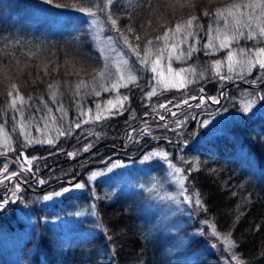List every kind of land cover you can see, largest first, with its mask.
Segmentation results:
<instances>
[{"label":"trees","instance_id":"trees-1","mask_svg":"<svg viewBox=\"0 0 264 264\" xmlns=\"http://www.w3.org/2000/svg\"><path fill=\"white\" fill-rule=\"evenodd\" d=\"M231 2L234 0H198L191 10L194 14H199ZM55 4L61 6L57 8ZM164 4L166 0L158 4L156 11L152 13L151 28L142 27L148 19L146 6L135 2L129 4L128 0H125L123 5L117 3L113 8L118 16H133L141 40L144 41L146 38L155 39V36L162 32L161 22H167L170 15L181 17L187 11V8L179 5L169 11ZM79 7L78 0H53L52 4L46 3L45 0H0V66L4 67V71H0V114L3 111L8 112L7 130L13 136L17 149L16 152L9 153L7 158L0 157V162L5 159L11 161L22 150L29 157L41 158L34 162V172L38 178L45 179L47 185H52L53 190L67 187L71 183L85 184V188L71 192L42 208L38 206V198L49 188L43 192H33L23 187L24 190L20 193L22 198L15 203L10 201L3 207L0 211V226L15 230L25 225L20 219L19 209L20 205L27 203L31 210L26 215L37 221L39 229V232L33 231L13 246L18 260V263L13 264H182L178 254H168V237L149 222L153 218L147 220L139 215L130 185L132 180L118 175L107 181H97L92 187L87 178L89 172L94 169L108 167L114 161L128 163L149 149H154L157 144L161 146L160 149L169 152L170 159L176 166L186 170L190 192L194 188L196 192L201 193V199L208 209L206 213L202 212L203 216L216 224L221 235L229 231L232 233L233 240L238 244L234 251L240 255L244 264H264V112H258L219 136L198 142L197 127L204 115L198 114L201 112L200 108H188L187 105L179 109L173 108V111L178 113L191 112L197 116L195 121L185 117L187 127L178 131L172 130L171 122L179 119V116L173 117L166 110H160V113L166 112L163 114L166 119L160 121L153 119L151 110V104L158 101L166 102L172 99L173 103H176L182 97L196 94L193 90L201 85L205 89L203 94L207 97L216 96L224 87V83H233L225 92L227 96H235L239 90H245L249 96H254L261 92L258 88L247 87L238 81H201L188 89H169L153 97L151 102L145 101L143 105L139 90L133 89L131 110L135 113V119L126 111L122 116L110 117L98 124H82L80 129L75 130L71 139L61 137L55 147L44 144L21 149L20 144L15 143L18 133L10 131L12 112L8 110L7 96L11 83H18L20 91L26 97H33L30 102L33 107L25 109L26 118L30 113L37 117L41 114L35 112L36 108L41 107L37 102L39 97H44L45 101L49 100L46 83L41 82L42 80L48 83L59 81L62 92L68 88L69 83L74 85L79 79H85L91 87H98L92 81L98 50L91 38L87 18L75 13ZM141 8L144 10L141 11ZM54 13H63L65 17ZM69 13L71 14L68 15ZM160 16L164 17L163 21H160ZM100 18L104 21L106 36H114V32L108 31L106 18L102 14ZM125 22L121 20V25ZM200 22L205 30L213 25L211 17L201 16ZM241 44L252 47V43L248 41H241ZM226 52L227 50H224L211 57L201 52L195 64L223 58ZM84 57H90L84 60V65L91 71L80 73L79 65ZM73 60L76 61L75 68L70 63ZM47 63H50V75L44 77L40 68ZM188 65H192V61H189ZM173 66L187 65L177 62ZM257 72V69L253 70L252 75L246 79L252 80ZM262 89L263 93L264 86ZM121 92L127 90L122 89ZM112 95L113 93L104 92L100 97L89 95L83 102L94 110L97 102L103 104L113 97ZM61 98L68 110L69 119L75 118L77 101L71 97V92ZM190 103L195 105L200 101ZM205 107L207 112L215 113L221 105L209 102ZM145 121L151 130L153 128L154 136L167 139L153 141L144 136L139 143L127 139V133L131 131L129 125L139 129L145 125ZM165 123H168V128L160 127ZM32 131L33 135H37L35 129ZM89 131L98 132L99 137L95 134L88 135ZM76 135L80 137L79 144L76 142ZM169 140L174 143H169ZM90 141L94 142V147L89 152H80L75 158L67 156V152L82 148ZM195 166L199 167V171H189ZM16 168V165L10 164L9 171ZM131 173L136 175L134 171ZM26 175L28 180L33 178L31 173ZM16 179L19 177L14 178L12 183ZM33 181L29 185L31 188L39 185L35 183V179ZM5 195L7 193L3 186H0V197ZM92 210L97 215V229L94 228L92 234L85 235L84 239L76 237L79 233L86 232L90 223L89 219H79L65 232L66 235H76L69 241L77 242L76 245L68 244L65 249L60 250L57 238L59 233L55 234L47 222L81 216L86 212L89 214ZM152 233L157 234L156 237ZM109 236L111 239H108ZM151 241L153 243H150ZM201 242L200 239L191 241V251L198 249L202 245ZM220 260L218 255L209 253L194 264H219ZM0 264L7 263L0 260Z\"/></svg>","mask_w":264,"mask_h":264},{"label":"snow or ice","instance_id":"snow-or-ice-1","mask_svg":"<svg viewBox=\"0 0 264 264\" xmlns=\"http://www.w3.org/2000/svg\"><path fill=\"white\" fill-rule=\"evenodd\" d=\"M45 2L52 4L53 0H45ZM78 2L80 3L78 11L91 18L89 26L93 29V39L98 50V58L94 62L96 70L92 75V81L98 87H91L85 79H79L74 85L69 83L68 88L62 92L59 81L48 83L42 80L41 82L46 83L49 100L45 101L44 97H39L37 102L40 103L41 107L36 108L35 112L41 114L37 117L30 113L26 118L25 109L26 107H33L30 103L33 97H26L20 91L18 83H11L10 90L7 92L8 110L12 112L10 131L11 133H18L15 143H19L21 149L31 145L44 144L55 147L59 138L71 139L75 135V130L80 129L82 124H98L110 117L122 116L126 111L135 119V113L131 110L133 89L139 90L140 101L143 105L145 101L151 102L153 97H157L158 94H163L169 89H188L189 85L201 81L241 80L247 84H264V0H234V2L223 7H218L212 11H202L199 14H194L191 8H187L183 16L174 17L170 15L167 22H161L162 32L156 35L155 39L146 38L144 41L141 40V34L134 23L133 16L127 14L118 16L113 8L117 3L123 5L125 0H78ZM134 2L146 6L148 19L142 27L151 28L152 13L156 11L158 4L163 3V0H128L129 4ZM54 6L59 8L61 5L55 4ZM164 7L170 6L164 4ZM143 10L144 8H141V11ZM124 11L127 13L126 8ZM101 14L106 18L109 25L108 31L114 32V36L109 35L107 38H102L104 21L100 18ZM201 16L211 17L213 20V25L207 30L200 22ZM121 20L126 22L121 25ZM163 20L164 17L160 16V21ZM241 41L251 42L252 47L242 45ZM224 50L227 52L223 58H217L199 65L195 64V61L199 60V53L201 52L205 56L211 57L217 56L219 52ZM88 59L90 57H84L81 60L80 73L91 71L84 65V60ZM173 61L187 66L174 68ZM189 61H192V65H188ZM70 63L74 68L76 67V61L73 60ZM257 67L260 71L257 72L256 77L247 80L246 76H251L252 71ZM40 71L44 77L49 76L50 63L44 64ZM142 73H151V75L145 81L142 78ZM74 74L76 73L74 72ZM122 89L127 90V92L122 93ZM204 91L205 89L201 85L198 89L193 90L196 94L182 97V102L178 100L173 103L172 99H168L166 102L158 101L151 104L153 119L164 121L166 118L160 114V110H166L171 116L180 117L171 122L172 130L183 129L187 123L185 117L195 121L197 116L191 112L178 113L173 111V108L179 109L183 105H187L188 108H200L201 111L207 112L208 109L205 105L209 102L219 105L226 95L224 91H220L216 96H209L205 99ZM69 92H71V97L77 101L75 104L76 116L73 119H69L68 110L64 107L62 100L58 99V97L67 95ZM102 92L115 93V97L107 99L103 104L96 103L94 105L95 110L84 104V98L89 95L100 97ZM193 100H198L200 103L193 105L190 103ZM257 101H264V95L256 93L255 99L248 100L243 111L249 112ZM210 122L209 120H199L201 127H207ZM7 126L8 112L3 111L0 114V157L5 158L8 157L9 153L17 151L13 136L9 134ZM168 126V123L160 125L163 128H168ZM129 127L131 131L127 133V139L136 143H139L144 136H148L153 141L167 139V137L154 136L147 121L142 128L137 129L131 125ZM33 128L38 135L32 134ZM134 133L135 135H133ZM93 134L99 137L98 132H88V135ZM76 142L77 144L80 143L79 135H76ZM179 142L183 143L182 141ZM169 143H174V141L169 140ZM93 147L94 142L90 141L84 144L82 148L67 152V156L75 158L80 152H89ZM156 148L160 149L161 146L157 144ZM60 150L63 151V148ZM153 157H162L164 161H168L169 152L150 151L143 156V160L147 161ZM38 159L41 158L37 156L29 158L21 150L11 161L5 159L0 162V186H3L7 193V195L0 197V208H3L10 201L14 202L22 198L20 196L24 190L22 185L28 183L26 173H31L37 184L43 185L47 182L45 179L36 177V172H33L31 168L33 161ZM181 159L184 158L181 157ZM105 163L107 164V161ZM10 164L16 165L17 168L10 172ZM121 166L114 161L106 168V171L112 172L114 168ZM168 167L179 176L178 183L182 189L181 195H184L189 191L185 187V181L189 180V175L185 174L184 168L178 167L174 163H169ZM191 170L199 171V167L195 166L189 171ZM212 171L214 172L215 169ZM102 174L103 172L93 173L88 179L95 180L98 175ZM17 177L19 179L12 183ZM6 181L10 183H6ZM74 187L83 189L85 184L76 183ZM69 191H71L69 188H64L63 191H54L50 195H44L43 200H52L54 196L60 197ZM184 199L199 211L205 213L208 211L201 199V193L196 192L194 188L190 195H184ZM204 223L211 229L212 236L226 245V251L230 254V261H235V264H244L240 255L234 251L238 244L233 240L232 233L229 231L227 234L221 235L217 231L215 223L207 219L204 220ZM108 239H111V236ZM211 246L215 248L216 244Z\"/></svg>","mask_w":264,"mask_h":264},{"label":"rangeland","instance_id":"rangeland-1","mask_svg":"<svg viewBox=\"0 0 264 264\" xmlns=\"http://www.w3.org/2000/svg\"><path fill=\"white\" fill-rule=\"evenodd\" d=\"M75 13L82 14L87 18L88 29L96 47V42L93 39V29L89 26V20L91 18L88 17L85 13L79 11H76ZM54 14L65 17L63 13ZM70 14L71 13H69L68 15ZM107 26L109 27L108 24ZM105 30L106 29L104 27V32ZM104 32L102 34V38H107ZM175 63L177 62L173 61V64ZM173 67L179 68L175 66ZM256 69L260 71L258 67ZM149 74L151 75V73H142V77L145 81L148 79ZM236 81H238L239 84H244L247 87L258 88L261 90V92L257 93H259L260 95H264V92L262 93L264 84H247L243 81L242 83H240L241 80ZM230 84L233 83H224V87L220 91L226 92ZM193 85L196 84L189 85V87H192ZM203 95L205 99L208 98L205 94ZM112 96L113 97H111L110 99H113L115 97V93H113ZM58 99L61 100L62 98L58 97ZM250 99H255V95L249 96L247 91L239 90L237 91L235 96L225 95V97L219 104L221 105V108L219 110H216L215 113L204 111L198 112V114H204L200 120H209L211 122L207 125V127H201L200 124L198 125L196 133L197 141L200 142L204 139L209 140L215 135L219 136V134H222L226 130L232 129V127L238 125L239 123L241 124L243 121L255 116L256 114H258V112L263 113L264 101H257V103L247 113L243 111L245 104ZM165 113L160 114L163 115ZM142 127H144V125L140 128ZM32 130H34V128ZM156 150L162 149H157L156 147L154 149L151 148L135 160L129 161L128 163L118 162L122 166L114 168L112 172H107V167L92 170L87 175V178L91 174L96 172H103V174L98 175L95 180L88 179L89 184L93 187V184L95 185L97 181H107L113 177H118V175H122V178H128L129 180H132L130 181V185L132 186V194L135 197L134 202L136 203V209L138 210L139 215L145 217L147 220H149L150 217L153 218V220H149V222L159 228L165 237H168V254L171 253V256H174V253L176 255L178 254L180 256V259L182 260V264H194L209 253L219 256V258L221 259L219 264H235V261H230V254L226 251V245L217 240L216 237L212 236L211 229L204 223V220L207 218H205L202 212L196 209L194 205H190L187 203V201H185L184 195H190L192 193L187 187V181H185V187H187L189 191L187 193H184V195H181L182 189L180 188V185L178 183L179 176L174 174L172 169L168 167L169 163H173L170 159V155L168 161H164L162 157H153L152 159L147 161L143 160V156L146 153ZM133 171L136 173V175H134V173H131ZM74 186L75 184L71 183L67 187L58 188L56 190H53L54 187L49 188L47 192L42 193V196L38 198L39 208L58 201L71 192L73 193L78 191V189H76ZM64 188H69L71 189V191L64 193L60 197L54 196L52 200H43L44 195H50L54 191H63ZM2 209L3 208H0V211ZM30 210V206L27 203L20 205V219H22V222L25 224L21 228L18 227L20 229L7 230L6 228L0 226V260L4 261L7 264L18 263L15 252L13 251V246L19 240L23 241L24 238L31 235L33 231L39 232L38 226L36 225L37 221L34 218H29L27 216ZM79 219L90 220L86 232H81L77 236L73 234L66 235L65 232L68 231L67 228L73 223L77 222ZM47 223H49L48 225H50V229L55 234L59 233L57 238L60 243V250L65 249L68 244L76 245L77 242L69 243V241L73 239L72 237L76 236L78 238L80 237L84 239L85 235H91L93 229H97L98 226L97 215L94 210L90 211L89 214L86 212L81 216L75 215V217H67L55 221L52 220L48 221ZM189 228L192 229L189 230ZM201 232L203 233L202 235L200 234ZM152 234L155 237L157 235L154 233ZM197 239H200L202 241V245L198 249L191 251L192 249L190 248L189 243ZM150 243H153V241H151ZM212 244H216V247L213 248L211 246Z\"/></svg>","mask_w":264,"mask_h":264},{"label":"clouds","instance_id":"clouds-1","mask_svg":"<svg viewBox=\"0 0 264 264\" xmlns=\"http://www.w3.org/2000/svg\"><path fill=\"white\" fill-rule=\"evenodd\" d=\"M197 3L198 0H166V4L170 6L168 7L169 11L174 10L177 5L182 8H194ZM0 71H4L3 66H0Z\"/></svg>","mask_w":264,"mask_h":264},{"label":"flooded vegetation","instance_id":"flooded-vegetation-1","mask_svg":"<svg viewBox=\"0 0 264 264\" xmlns=\"http://www.w3.org/2000/svg\"><path fill=\"white\" fill-rule=\"evenodd\" d=\"M28 157H29V156H28ZM29 158H31V157H29ZM36 161H37V160H36ZM34 162H35V161H33V164L31 165V168H32L33 172H34V166H35ZM36 177H38L37 174H36ZM34 179H35L34 177L31 178V179H29V180H28V183H27V184H23L22 187H26L28 190H31V191H33V192H43V191L47 190L48 188H50V186L52 187V185H47V183H45V184H43V185H41V184L36 185L35 188H31V187L29 186V185H30V182H34V181H33ZM8 183H10V182H8ZM39 187H40V188H39Z\"/></svg>","mask_w":264,"mask_h":264},{"label":"water","instance_id":"water-1","mask_svg":"<svg viewBox=\"0 0 264 264\" xmlns=\"http://www.w3.org/2000/svg\"><path fill=\"white\" fill-rule=\"evenodd\" d=\"M240 83H242V82H240ZM25 154V153H24ZM36 161V160H35ZM17 200H15L14 202H12V203H15Z\"/></svg>","mask_w":264,"mask_h":264},{"label":"bare ground","instance_id":"bare-ground-1","mask_svg":"<svg viewBox=\"0 0 264 264\" xmlns=\"http://www.w3.org/2000/svg\"><path fill=\"white\" fill-rule=\"evenodd\" d=\"M193 101H195V100H193Z\"/></svg>","mask_w":264,"mask_h":264}]
</instances>
